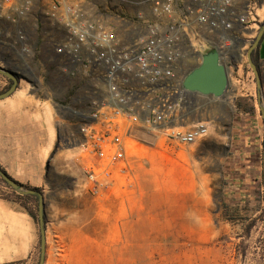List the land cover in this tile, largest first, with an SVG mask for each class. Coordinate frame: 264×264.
I'll return each instance as SVG.
<instances>
[{
	"label": "rangeland",
	"instance_id": "obj_1",
	"mask_svg": "<svg viewBox=\"0 0 264 264\" xmlns=\"http://www.w3.org/2000/svg\"><path fill=\"white\" fill-rule=\"evenodd\" d=\"M92 1L94 15L103 16L112 28L117 17H135L142 10L121 0ZM29 23L36 29L28 43L31 53L11 61L12 57L0 51V66L21 74L20 89L39 98L45 109L46 140L53 134L55 146L47 161L49 189L47 196L41 192L45 211L71 210L76 222V229L73 224L58 231L50 226L46 261L264 264V83L260 96L248 55L242 64V81L234 82L239 95L230 90L226 106L217 113V137L209 132L194 144L176 145L160 134L140 131L141 143L131 141L128 148V172L114 169L108 187L93 195L87 177L91 167L80 165L88 153L74 148L72 142L78 125L72 110L86 108L77 102L86 94L87 78L84 73L59 75L52 49L40 40L41 31L50 30L51 25L38 29L36 23ZM6 26L0 19L4 43L9 40ZM256 29L260 31L261 25ZM257 35L253 34L254 39ZM262 69L264 80V65ZM9 80L0 74V93L11 87ZM29 190L17 191L0 177V198L19 208L25 205L35 214L38 226V245L32 257L6 264L40 262L39 197L24 193ZM52 220L57 221V216L52 215ZM45 228L47 234V224Z\"/></svg>",
	"mask_w": 264,
	"mask_h": 264
},
{
	"label": "built area",
	"instance_id": "obj_2",
	"mask_svg": "<svg viewBox=\"0 0 264 264\" xmlns=\"http://www.w3.org/2000/svg\"><path fill=\"white\" fill-rule=\"evenodd\" d=\"M121 3L142 10L117 17L112 28L94 15L92 0H0L9 38L4 43L0 33L1 53L11 61L29 55L36 34L29 22L38 29L49 24L40 40L52 49L56 71L87 78L86 94L77 102L86 108L72 110L78 120L72 142L99 162L87 172L93 195L108 187L114 169L128 172V148L131 141L141 143L139 131L176 145L194 144L209 133L206 123L188 128L201 95L184 89V77L212 48L220 49L229 69L241 66L264 21V0Z\"/></svg>",
	"mask_w": 264,
	"mask_h": 264
},
{
	"label": "crops",
	"instance_id": "obj_3",
	"mask_svg": "<svg viewBox=\"0 0 264 264\" xmlns=\"http://www.w3.org/2000/svg\"><path fill=\"white\" fill-rule=\"evenodd\" d=\"M260 58L264 60V37L260 46ZM243 67L241 65L229 69L231 90L236 91L238 95L240 89L234 82L242 81ZM234 75H237L235 79L238 81L234 79ZM20 88L18 85L13 95L0 101V165L17 182L31 188L42 189L44 195L47 196L49 189L47 181L49 163L47 161L55 146V141L52 133L50 134L51 140H46V112L39 98L26 94V90ZM197 98L200 107L188 126L206 123L210 134L217 137V132L220 130L217 126V113L224 109L226 100L205 96H197ZM139 133L140 131L137 134L138 138H140ZM74 148L80 149L78 144ZM98 164V160L90 154L80 160V165L83 167ZM46 215L48 243L50 242V226L58 231L60 227L73 224L76 229L71 210L56 208L54 213L46 209ZM52 215L57 216V221L52 220ZM56 236L59 240L60 235L57 233ZM90 242H92L91 238ZM37 245L36 221L23 208L0 198V264L20 262L31 258ZM46 264H50L49 258Z\"/></svg>",
	"mask_w": 264,
	"mask_h": 264
},
{
	"label": "water",
	"instance_id": "obj_4",
	"mask_svg": "<svg viewBox=\"0 0 264 264\" xmlns=\"http://www.w3.org/2000/svg\"><path fill=\"white\" fill-rule=\"evenodd\" d=\"M264 37V22L261 24V30L258 32V35L254 42L252 43L249 51V60L251 66L256 74L257 85L259 95H262V79L256 65L252 62L251 53L254 49L258 48L262 39ZM2 61V59H0ZM0 74L8 77L12 80V85L5 92L0 93V101L4 100L15 93L18 88L19 82L23 79L21 74L11 68L1 67ZM183 87L190 93L212 97L219 100H227V97L230 95L231 90V79L230 72L227 65L222 59V53L220 49L212 48L207 50L201 56V63L193 68L189 73L186 74L183 80ZM264 118V109L262 110ZM193 121V120H192ZM263 167H264V157H263ZM0 177L7 183L10 187L17 191H21L20 185L16 180L10 178L5 172L0 169ZM264 177V172H263ZM24 193L34 194L39 196V223H40V247L41 255L39 264H45L46 254H47V234L45 228L46 220V203L44 196L35 191L29 190Z\"/></svg>",
	"mask_w": 264,
	"mask_h": 264
},
{
	"label": "trees",
	"instance_id": "obj_5",
	"mask_svg": "<svg viewBox=\"0 0 264 264\" xmlns=\"http://www.w3.org/2000/svg\"><path fill=\"white\" fill-rule=\"evenodd\" d=\"M260 46H261V43H260V45L258 46V48H256V49H254L253 50V52L251 53V59H252V62L256 65V67H257V69H258V71H259V73H260V76L262 77V82L264 83V80H263V69H262V66L264 65V60H261V58H260ZM8 56H10V57H12L11 55H9V54H7ZM11 83H12V80L10 79L9 80ZM0 169L3 171V172H5L6 174H7V172L1 167V165H0ZM10 178H12L9 174H7ZM13 179V178H12ZM19 185H20V187L21 188H26V189H30V190H35V191H37V192H39V193H41L42 192V190L41 189H39V188H31V187H29V186H26V185H23V184H21V183H19V182H17ZM29 197H35L36 199H38V197L39 196H37V195H28ZM5 200H7V199H5ZM23 208L28 212V214L36 221V216H35V214L33 213V212H31L30 210H28L27 208H26V206L25 205H23ZM46 223V222H45ZM45 227H46V224H45Z\"/></svg>",
	"mask_w": 264,
	"mask_h": 264
},
{
	"label": "flooded vegetation",
	"instance_id": "obj_6",
	"mask_svg": "<svg viewBox=\"0 0 264 264\" xmlns=\"http://www.w3.org/2000/svg\"><path fill=\"white\" fill-rule=\"evenodd\" d=\"M204 110V107L202 108ZM207 109V108H206ZM37 195V194H36Z\"/></svg>",
	"mask_w": 264,
	"mask_h": 264
}]
</instances>
